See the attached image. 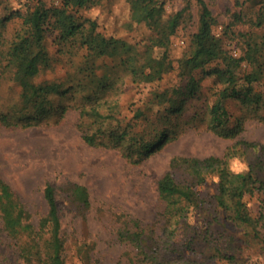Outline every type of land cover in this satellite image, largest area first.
Instances as JSON below:
<instances>
[{
  "label": "trees",
  "instance_id": "obj_1",
  "mask_svg": "<svg viewBox=\"0 0 264 264\" xmlns=\"http://www.w3.org/2000/svg\"><path fill=\"white\" fill-rule=\"evenodd\" d=\"M59 1L61 5L55 10L46 7L43 0H37L23 14L14 13L21 22L9 37L7 24L13 13L0 15V76L20 88L17 102L0 106V126L28 129L57 124L69 108L61 100L82 93L84 102L78 107L77 129L83 142L88 146L115 149L126 162L139 164L173 141L176 133L170 125L171 116L184 113L187 104L196 102L189 118L196 119L202 110L201 120L206 122L207 129L234 142L220 156L170 158L167 171L157 181L161 206L154 219L142 224L137 218L120 215L122 220L115 228V238L125 251L116 264H197L192 255L200 248L207 260L239 264L227 245L221 247L210 239L208 229L200 232L190 223L191 216L206 211L205 199L192 189L207 177H216L221 186L214 197L215 207L241 228L246 241L264 251V144L238 139L246 117L235 118L236 123L231 126L232 115L225 106L226 100L237 98L242 92L237 85V70L245 62L251 68L246 77L249 82H245V107L264 122V115H259V111H264L262 94L251 85L257 77L264 78V35L258 39L245 36V47L235 58L213 34L212 16L206 3L196 0L200 8L198 28L190 37L188 51L177 61L179 83L162 91H150L144 107L135 109L132 119H126L121 117L118 103L104 96L114 88L118 78L122 81L129 77L135 84L160 79V74H150L145 54L152 47L167 46L175 20L189 8V2L175 14L174 24H169L163 20V5L159 0H127L131 15L151 32L148 43L144 44L145 51L134 46L124 54L108 55L93 45L97 23L90 18L76 17L73 12L96 7L102 0ZM246 1L261 4L264 0ZM5 3L6 0H0V9ZM256 17L254 25L260 27L264 23V7L258 8ZM240 20L238 15L234 22ZM48 38L56 46L54 56L48 50ZM215 62L221 67L205 69ZM56 64L65 68L63 77L35 80L41 73L53 70ZM195 71L214 76L221 84L210 105L204 101L198 103L201 96ZM251 74L255 78L251 79ZM155 115L156 121L169 127L151 129ZM148 128L151 130L146 134ZM234 158L245 161L244 173L237 175L230 170V160ZM236 176L244 181V186L236 185ZM64 190L77 207L90 208L85 186L68 183ZM42 195L47 210L34 224L19 196L0 178V231L5 232L9 246L22 263L63 264L65 242L55 188L45 184ZM244 195L258 196L255 215L244 202ZM91 248L82 245L77 249L81 264H93Z\"/></svg>",
  "mask_w": 264,
  "mask_h": 264
},
{
  "label": "rangeland",
  "instance_id": "obj_2",
  "mask_svg": "<svg viewBox=\"0 0 264 264\" xmlns=\"http://www.w3.org/2000/svg\"><path fill=\"white\" fill-rule=\"evenodd\" d=\"M189 8L181 18L175 20L174 32L165 47H152L145 54L150 63V74H160L159 80L135 84L129 77L117 79L114 90L104 96L118 103L121 117L132 119L135 109L144 107L151 91H162L179 83L177 61L188 51L191 35L198 28L199 5L196 0H159L163 5V20L174 24L175 14L182 10L186 2ZM211 12V29L221 39L222 47L233 56L241 55L245 47V36L259 38L264 35V23L254 25L257 10L263 3H249L246 0H203ZM37 0H6L0 9V15L13 13L7 24V37L19 26L21 19L14 13L23 14L27 8H33ZM45 6L53 10L60 7L59 0H43ZM76 17H86L97 23L93 45L108 55L124 54L136 46L145 51L151 32L138 19L131 15L127 0H102V3L90 9L73 10ZM241 16L242 20L234 22ZM145 44V45H144ZM47 47L52 56L56 46L48 38ZM235 51L236 54H233ZM219 62L206 66L207 71L220 68ZM245 62L237 70V85L242 89L240 96L225 101L232 115L230 125L235 118L246 117L243 130L238 139L264 144V122L256 113L245 107V82L250 74ZM65 68L56 64L53 70L41 73L35 80H53L63 77ZM199 81L200 100L209 105L213 103L221 84L214 76H206L203 71H195ZM251 79L255 76L250 75ZM262 94L264 100V78H256L252 84ZM20 88L12 81L0 76V106L18 101ZM82 93L68 96L60 103L69 108L63 119L57 124L42 125L26 129L5 128L0 126V178L17 194L32 222L46 213L47 206L42 192L45 184L55 188L56 202L61 223V235L64 239L63 264H81L77 249L82 245L91 246L90 256L93 264H116L123 256L124 246L115 238V228L122 216L137 218L142 224L151 222L161 206L156 190L157 181L168 169L173 156H192L205 158L220 156L234 141L215 135L207 129L201 120L203 111H198L196 119L189 116L194 112L196 102L187 104L184 113L171 116V126L176 136L158 152L139 164L125 161L115 149L86 145L77 129L79 104L83 103ZM264 115V111H259ZM158 128H168V124L156 121ZM53 123V122H52ZM148 128L146 134L151 130ZM230 170L237 174L247 168L241 158L230 160ZM68 183H78L86 187L90 208L82 210L70 202L65 187ZM239 187L244 181L235 177ZM220 184L216 177H207L192 189L205 199L206 211L191 216L190 223L200 232L208 229L210 239L219 246H228L230 255L245 264H264V251L258 245L246 241L241 228L226 218V214L214 205ZM178 192L185 193L182 190ZM191 191H187L189 193ZM244 202L253 215L258 208V196L244 195ZM199 215V216H198ZM211 222V223H210ZM209 239V238H208ZM5 232L0 231V263L24 264L9 246ZM197 264H231L226 260H207L201 248L192 255Z\"/></svg>",
  "mask_w": 264,
  "mask_h": 264
},
{
  "label": "built area",
  "instance_id": "obj_3",
  "mask_svg": "<svg viewBox=\"0 0 264 264\" xmlns=\"http://www.w3.org/2000/svg\"><path fill=\"white\" fill-rule=\"evenodd\" d=\"M233 54H236L235 51H233Z\"/></svg>",
  "mask_w": 264,
  "mask_h": 264
}]
</instances>
